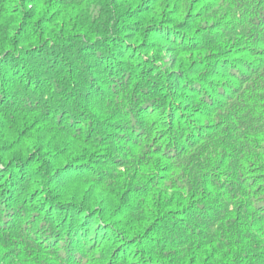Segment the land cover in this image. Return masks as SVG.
Returning a JSON list of instances; mask_svg holds the SVG:
<instances>
[{
	"label": "trees",
	"instance_id": "obj_1",
	"mask_svg": "<svg viewBox=\"0 0 264 264\" xmlns=\"http://www.w3.org/2000/svg\"><path fill=\"white\" fill-rule=\"evenodd\" d=\"M0 264H264V0H0Z\"/></svg>",
	"mask_w": 264,
	"mask_h": 264
}]
</instances>
